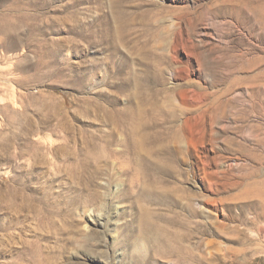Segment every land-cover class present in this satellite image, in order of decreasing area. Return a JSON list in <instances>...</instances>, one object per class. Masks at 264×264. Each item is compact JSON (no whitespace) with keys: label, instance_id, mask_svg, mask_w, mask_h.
I'll list each match as a JSON object with an SVG mask.
<instances>
[{"label":"rangeland","instance_id":"1","mask_svg":"<svg viewBox=\"0 0 264 264\" xmlns=\"http://www.w3.org/2000/svg\"><path fill=\"white\" fill-rule=\"evenodd\" d=\"M0 196V264H264V0H0Z\"/></svg>","mask_w":264,"mask_h":264},{"label":"bare ground","instance_id":"2","mask_svg":"<svg viewBox=\"0 0 264 264\" xmlns=\"http://www.w3.org/2000/svg\"><path fill=\"white\" fill-rule=\"evenodd\" d=\"M142 124H137V126H135L133 129H132V132H131V139H132V145H133V150L131 151V152H133V153H135V154H139V158H141L142 156V158L140 159V161H142L143 162V164H147L146 163V159H145V157H144V153L147 151L145 148H146V146H145V144L147 143V144H150V146H155L156 145V143H158L157 142V138H155V137H157L156 135H155V137L154 136H152L150 133H147V130H148V128L147 127H144L143 125L141 126ZM145 126H146V124H145ZM149 126V125H148ZM151 126V125H150ZM153 134V133H152ZM159 141V140H158ZM113 142V141H112ZM130 142V141H129ZM17 143V142H16ZM111 144V143H110ZM130 144H131V142H130ZM166 148V147H165ZM15 149H17L19 152H21V153H19V155L21 154V155H23V153H22V150H23V147L21 146V145H18V146H16V148ZM170 149V148H169ZM51 150L52 151H56L57 150V147L55 146V147H52L51 148ZM150 151V150H149ZM169 151V150H168ZM171 151V150H170ZM178 151V150H177ZM151 152V151H150ZM150 152H147V153H150ZM132 153V154H133ZM153 153V152H152ZM179 153H181V151H179ZM142 154V155H141ZM144 154V155H143ZM46 159V158H45ZM52 160V159H51ZM105 162H106V160H105ZM44 163V162H43ZM44 164H46V162L44 163ZM84 164V163H83ZM88 165V164H87ZM86 165V166H87ZM33 166H35V167H38L37 166V164H35V163H33L32 164V167ZM42 166V165H41ZM56 166V165H55ZM103 166H105V165H103ZM143 166V165H142ZM35 167H33V168H35ZM98 167V166H97ZM101 167V166H100ZM57 168V167H56ZM77 169H78V166H77ZM80 169H81V165H80ZM88 169H90V168H88ZM45 170V169H44ZM43 170V171H44ZM58 170V169H57ZM86 170V169H85ZM84 170V171H85ZM56 171V170H55ZM58 172V171H57ZM97 174V173H96ZM82 175V172H81V174H80V176ZM83 176H84V173H83ZM92 176H94V174H93V172L91 173V174H89V177H88V179L91 181V177ZM85 177V176H84ZM96 178V177H95ZM80 179H81V177H80ZM83 182H84V180H82ZM90 181H89V184H90ZM81 182V181H80ZM82 182V183H83ZM92 183V182H91ZM90 186V185H89ZM88 188V187H87ZM88 191V190H87ZM90 191V190H89ZM15 197V196H14ZM17 197V196H16ZM18 197H19V195H18ZM0 199H1V196H0ZM2 200V199H1ZM18 200V199H17ZM44 200V199H43ZM43 202V201H42ZM97 202V201H96ZM25 210H22V215L23 216H26V212H27V214L28 213H30V211H29V207H28V205H26L25 206ZM13 210V209H12ZM51 210V209H50ZM61 210H62V208H61ZM36 211H38V210H36ZM57 211V210H56ZM55 211V212H56ZM64 211V210H63ZM44 212V211H43ZM43 212H41V213H43ZM54 212V211H53ZM14 213V212H13ZM35 217V216H34ZM41 217V216H40ZM13 218V217H12ZM36 218V217H35ZM42 218V217H41ZM46 224H47V222H46ZM248 224V223H247ZM53 225V224H52ZM245 226V225H244ZM251 229V228H250ZM178 231V230H177ZM174 232H176V231H174ZM180 232V231H179ZM189 234V233H188ZM183 235H185V234H183ZM175 238H176V240L180 237V235L177 233L176 235H173ZM190 237V236H189ZM188 237V238H189ZM187 237H186V240L188 239ZM182 239V238H181ZM184 239V238H183ZM179 240V239H178ZM185 240V239H184ZM185 240V241H186ZM189 240V239H188ZM177 242V241H176ZM180 242V241H179ZM30 251V250H29ZM31 252V251H30ZM60 255V254H59ZM49 259H47V258H44V259H41L40 257H38L37 255H34L33 256V260H32V264H53V263H51V262H49L48 261ZM57 264V263H56Z\"/></svg>","mask_w":264,"mask_h":264}]
</instances>
